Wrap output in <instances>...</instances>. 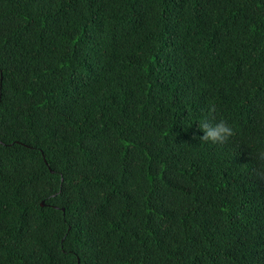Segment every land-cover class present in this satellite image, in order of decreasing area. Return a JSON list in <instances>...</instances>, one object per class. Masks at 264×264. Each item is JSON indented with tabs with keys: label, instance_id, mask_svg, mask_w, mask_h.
<instances>
[{
	"label": "trees",
	"instance_id": "trees-1",
	"mask_svg": "<svg viewBox=\"0 0 264 264\" xmlns=\"http://www.w3.org/2000/svg\"><path fill=\"white\" fill-rule=\"evenodd\" d=\"M260 149L264 0H0V264H264Z\"/></svg>",
	"mask_w": 264,
	"mask_h": 264
},
{
	"label": "clouds",
	"instance_id": "clouds-1",
	"mask_svg": "<svg viewBox=\"0 0 264 264\" xmlns=\"http://www.w3.org/2000/svg\"><path fill=\"white\" fill-rule=\"evenodd\" d=\"M198 124L202 133L199 136L200 142L225 143L235 134L233 126L224 119L204 118ZM256 156L259 160L264 161V149L258 150Z\"/></svg>",
	"mask_w": 264,
	"mask_h": 264
},
{
	"label": "water",
	"instance_id": "water-1",
	"mask_svg": "<svg viewBox=\"0 0 264 264\" xmlns=\"http://www.w3.org/2000/svg\"><path fill=\"white\" fill-rule=\"evenodd\" d=\"M41 204L44 205V202H42Z\"/></svg>",
	"mask_w": 264,
	"mask_h": 264
}]
</instances>
